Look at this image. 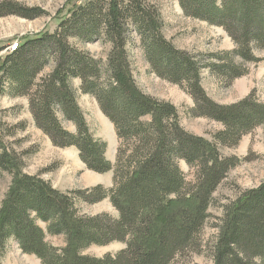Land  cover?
I'll list each match as a JSON object with an SVG mask.
<instances>
[{"label":"trees","instance_id":"trees-1","mask_svg":"<svg viewBox=\"0 0 264 264\" xmlns=\"http://www.w3.org/2000/svg\"><path fill=\"white\" fill-rule=\"evenodd\" d=\"M177 1L186 16L221 27L234 47L210 53L211 60L202 62L164 38L159 12L146 0H89L70 9L53 32L25 39L8 53L0 70L14 95L27 96L34 125L54 146H74L88 169L112 170L113 175L110 187L96 184L62 192L21 173L20 158L0 139V169L12 175L0 206V251L11 238L41 264H175L201 247L213 193L237 164L236 157L222 156L217 144L234 145L264 123V103L251 95L232 104L207 96L201 69L231 82L247 72L246 63L261 60L254 50L264 48V0ZM39 12L0 3V15L33 18ZM131 30L150 70L191 96L190 113L223 125L214 133L215 141L186 131L173 104L140 89L126 49ZM70 37L109 41L105 65L72 46ZM50 59L51 70L38 77ZM71 78L80 79L81 91L96 99L113 124L118 139L114 163L105 157L106 143L91 133ZM181 160L192 170V181L180 168ZM105 198L117 217L84 214L76 204ZM217 227L213 264H264V182L225 206ZM46 234L62 236L64 244L48 242ZM112 242L124 247L101 257L85 253L92 245Z\"/></svg>","mask_w":264,"mask_h":264},{"label":"rangeland","instance_id":"rangeland-1","mask_svg":"<svg viewBox=\"0 0 264 264\" xmlns=\"http://www.w3.org/2000/svg\"><path fill=\"white\" fill-rule=\"evenodd\" d=\"M6 1L35 8L40 12L33 18L19 14L0 15V65L10 53L7 49L9 45L15 42L21 45L25 39L43 32H53L61 17L67 15L76 5L89 0H0V3ZM146 2L157 8L164 38L176 48L197 55L202 62L211 60L208 57L210 53H219L234 47L232 40L221 27L186 16L177 0ZM68 41L105 65L111 43L103 37L89 42L70 37ZM126 49L134 79L140 89L154 99L173 104L178 110L179 123L186 131L215 141L213 135L222 130L223 125L211 118L190 113L194 104L191 96L182 86L162 79L150 70L135 31L131 30L127 34ZM254 54L261 60L246 63L247 72L231 82L203 67L200 84L206 95L219 104H232L248 95L264 103V48L255 49ZM52 66L53 61L50 59L38 77L47 74ZM0 81V139L5 147L20 158L21 173L47 181L53 188L62 192L89 188L96 184L111 186L112 170L104 173L94 172L86 167L74 146H54L34 125L28 109L27 96L14 95L1 70ZM80 83L79 78L70 79V86L91 133L106 143L105 157L114 163L118 139L113 124L102 113L96 99L81 91ZM66 125L73 130L71 123ZM217 146L222 156L236 157L237 164L227 172L213 193L214 202L208 209L210 216L201 233V247L187 256L178 258L175 264H213L211 249L216 240L217 225L224 207L235 201L244 191L256 188L264 182V123L242 135L234 145ZM179 166L186 179L192 181V170L188 165L181 160ZM11 179L9 172L0 169V206ZM76 204L84 214L105 212L113 217L118 216L108 198L92 204L79 200ZM39 224L45 228L44 223ZM46 240L57 246L64 244L62 236L46 234ZM123 247L122 242L103 246L92 245L85 253L101 257L107 253L114 254ZM0 260L2 264H41L34 255L22 252L11 238L0 251Z\"/></svg>","mask_w":264,"mask_h":264},{"label":"built area","instance_id":"built-area-1","mask_svg":"<svg viewBox=\"0 0 264 264\" xmlns=\"http://www.w3.org/2000/svg\"><path fill=\"white\" fill-rule=\"evenodd\" d=\"M17 45H18V42H15L12 45H9V47L7 48L8 52H11L13 49H15Z\"/></svg>","mask_w":264,"mask_h":264}]
</instances>
